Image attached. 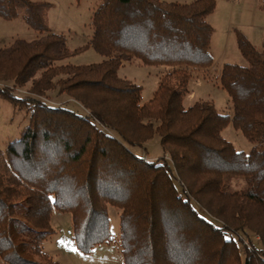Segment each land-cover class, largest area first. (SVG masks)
<instances>
[{"label": "trees", "instance_id": "obj_1", "mask_svg": "<svg viewBox=\"0 0 264 264\" xmlns=\"http://www.w3.org/2000/svg\"><path fill=\"white\" fill-rule=\"evenodd\" d=\"M51 6L0 0L2 19L37 32L0 46V97L28 113L19 138L0 149L2 260L62 264L42 246L53 210L71 214L81 251L112 242V205L124 264H264V34L256 46L235 32L246 64L221 66L233 108L223 114L210 101L182 104L191 75L208 77L213 64L216 0H101L88 41L101 60L69 70L59 62L80 48L51 30ZM125 62L161 67L146 102L141 85L119 74ZM57 78L56 94L79 109L49 104ZM229 122L247 152L223 136ZM155 135L162 156L135 154ZM238 178L244 186L231 189Z\"/></svg>", "mask_w": 264, "mask_h": 264}, {"label": "rangeland", "instance_id": "obj_2", "mask_svg": "<svg viewBox=\"0 0 264 264\" xmlns=\"http://www.w3.org/2000/svg\"><path fill=\"white\" fill-rule=\"evenodd\" d=\"M44 1H49L52 4L48 13L49 27L53 32L62 33L71 49L80 48L72 56L59 62L64 70L100 61L101 55L88 45V41L91 34L90 18L93 9L101 0ZM161 1L186 3L193 0ZM258 6L259 0H216L215 9L208 18L214 30L210 47L213 64L209 70L204 72L208 77L193 74L188 79L187 91L182 97L184 107L205 100L210 101L218 112L232 114L233 108L229 95L219 83L220 69L225 62L238 65L246 64V60L236 44V31L245 35L254 45H260L264 34V9ZM36 35L37 32L28 27L21 19L5 20L0 17V46L8 45L15 38L30 40ZM160 70L161 67L125 62L120 66L118 72L121 76L141 85V102L143 103L153 96L158 86ZM59 78L56 79L48 92L49 104L57 105L67 102L65 95L58 96L56 94V83ZM16 94L23 95L24 89L17 90ZM67 105L73 108L78 107L73 102H67ZM27 122L28 113L26 110L19 109L10 101L0 97L1 150L9 142L19 138L21 129ZM222 134L232 142L237 150L247 152L251 147V143L231 122L223 128ZM132 149L138 156L150 160L163 155L158 135L146 142L143 147L135 146ZM243 186L244 181L238 178L232 181L231 189H240ZM118 212V208L112 205L108 206L113 241L98 244L90 252H83L78 248L73 237L71 214L53 210L51 218L53 233L43 242V252L62 264H124L116 238L119 232ZM0 264L8 263H5L0 257Z\"/></svg>", "mask_w": 264, "mask_h": 264}, {"label": "crops", "instance_id": "obj_3", "mask_svg": "<svg viewBox=\"0 0 264 264\" xmlns=\"http://www.w3.org/2000/svg\"><path fill=\"white\" fill-rule=\"evenodd\" d=\"M259 7V6H258ZM260 8V7H259ZM262 9V8H261ZM209 18V17H208ZM52 30V29H51ZM53 31V30H52ZM262 38H263V35H262ZM262 38H261V41H262Z\"/></svg>", "mask_w": 264, "mask_h": 264}, {"label": "snow or ice", "instance_id": "obj_4", "mask_svg": "<svg viewBox=\"0 0 264 264\" xmlns=\"http://www.w3.org/2000/svg\"><path fill=\"white\" fill-rule=\"evenodd\" d=\"M73 250H75V249H73Z\"/></svg>", "mask_w": 264, "mask_h": 264}]
</instances>
